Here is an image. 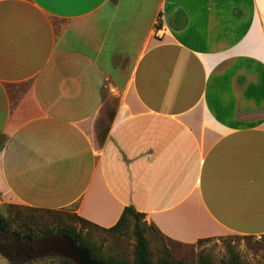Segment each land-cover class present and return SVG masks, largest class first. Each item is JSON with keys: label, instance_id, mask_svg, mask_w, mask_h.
<instances>
[{"label": "crops", "instance_id": "0c3cea01", "mask_svg": "<svg viewBox=\"0 0 264 264\" xmlns=\"http://www.w3.org/2000/svg\"><path fill=\"white\" fill-rule=\"evenodd\" d=\"M11 204L264 236V0H0Z\"/></svg>", "mask_w": 264, "mask_h": 264}, {"label": "rangeland", "instance_id": "374dc122", "mask_svg": "<svg viewBox=\"0 0 264 264\" xmlns=\"http://www.w3.org/2000/svg\"><path fill=\"white\" fill-rule=\"evenodd\" d=\"M0 215L6 217L15 228H18L16 221H25L29 217L32 218L33 222L46 221L48 223L44 230L46 234L49 233V229L53 228L54 225L52 224L55 221L56 223L63 221V223L71 224L77 231L80 230L81 226L71 211H62L59 214L50 215L36 212L28 207L11 204L0 205ZM39 227L41 228V226ZM133 228L131 220L128 229L124 232H105L86 227L82 230V234L89 233V241L96 254L102 259L123 258L132 262L135 251ZM41 233L38 234L43 236ZM145 236L149 240L152 261L168 256L184 264H196L199 256H203L212 264H221V262L227 261L231 253L234 252L241 264H264V236L258 239L225 234L197 243L194 246H181L172 243L154 230H148ZM23 241L15 236H6L0 232V264H10V260H16L20 264H60L59 257L69 258L71 256L65 246H54L55 248L50 250L48 244L51 241H59L56 239H51L49 243L43 240L37 244L27 240ZM74 261L78 264H84L80 258L74 257Z\"/></svg>", "mask_w": 264, "mask_h": 264}, {"label": "trees", "instance_id": "16d2710c", "mask_svg": "<svg viewBox=\"0 0 264 264\" xmlns=\"http://www.w3.org/2000/svg\"><path fill=\"white\" fill-rule=\"evenodd\" d=\"M33 209L36 212L45 213V214H59L62 211H52V210H43V209ZM73 217L80 222V230L77 231L76 228L71 224L63 223L59 221L54 225L52 229H49V233L46 234L44 230L47 228L48 223L43 222H33L32 218L29 217L25 221H16L18 228H15L6 217L0 215V232L6 236H15L19 240H24L23 242L30 241L33 244H37L40 241H45L49 238H61L68 241H71L76 244L79 249L87 251L95 260L103 264H184L181 261L171 259L168 256L160 257L156 261L151 259V251L149 248V240L146 238L145 233L148 230H154L156 233L158 231L152 225H147L144 222V216L141 213L136 212L132 207H126L113 227L109 229H103L97 225H94L72 213ZM132 220L133 222V235L135 238V251H134V260L129 262L123 258H108L102 259L96 254V251L93 249L89 241V233L82 234V230L86 227L92 228L95 230H102L105 232H124L128 229L129 223ZM41 226V228L39 227ZM42 232V233H41ZM38 233L43 234L40 236ZM159 234V233H158ZM209 239L200 240L198 243L208 241ZM12 245V244H10ZM60 264H75L69 258L59 257ZM10 264H20L16 260H10ZM196 264H212L208 259L203 256H199ZM221 264H241L239 262L237 254L234 252L231 253V256L227 261L221 262Z\"/></svg>", "mask_w": 264, "mask_h": 264}, {"label": "water", "instance_id": "95a60500", "mask_svg": "<svg viewBox=\"0 0 264 264\" xmlns=\"http://www.w3.org/2000/svg\"><path fill=\"white\" fill-rule=\"evenodd\" d=\"M51 239H53V240H59V241H61V242H59V241H51L50 243H49V241L51 240ZM46 242L47 243H49L48 244V246H49V248H50V250L55 246H57V247H59V246H65L66 248H67V250L69 251V255H71V256H69V259L71 260V261H73L75 264H78V263H76L75 261H74V257H76V258H80V260H82V262L84 263V264H103V263H100V262H98L97 260H95L87 251H85V250H82V249H79L77 246H76V244L75 243H73V242H71V241H68V240H65V239H61V238H49V239H47L46 240ZM45 242V243H46ZM59 242V243H58ZM64 244V245H63ZM54 247V248H55Z\"/></svg>", "mask_w": 264, "mask_h": 264}, {"label": "built area", "instance_id": "2783aa9c", "mask_svg": "<svg viewBox=\"0 0 264 264\" xmlns=\"http://www.w3.org/2000/svg\"><path fill=\"white\" fill-rule=\"evenodd\" d=\"M258 239H260L261 237H257Z\"/></svg>", "mask_w": 264, "mask_h": 264}]
</instances>
